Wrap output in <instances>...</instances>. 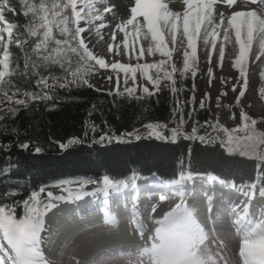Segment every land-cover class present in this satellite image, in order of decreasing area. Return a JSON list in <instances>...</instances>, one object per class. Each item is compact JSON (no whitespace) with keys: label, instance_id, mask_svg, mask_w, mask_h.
I'll return each mask as SVG.
<instances>
[{"label":"snow or ice","instance_id":"1","mask_svg":"<svg viewBox=\"0 0 264 264\" xmlns=\"http://www.w3.org/2000/svg\"><path fill=\"white\" fill-rule=\"evenodd\" d=\"M19 2L27 9L25 15L31 14L32 19L24 27V32L19 30L15 23H11L6 19V12H14L15 9L10 6L9 0H0V104L7 102L18 106L27 107L33 101H48L53 99L56 89H70L72 87H80L88 84L85 78L93 69L94 65L88 61H94L100 68L111 67L113 70L121 69L125 71L127 84V73H132V78H135L137 69H142L145 73L150 68H157L158 72L156 78L148 76V80L156 86L159 90L161 77L159 76V69L165 63L161 59L158 63H137L135 66L131 64H121L113 61L111 64L106 63L105 59L94 55L88 49L84 42L81 33L87 31L85 27H80V22L84 21L91 25L94 20H103V13L112 11L108 6H105L101 11L96 6L97 4H106V0H19ZM223 2L232 6L236 0H223ZM250 2H257V0H250ZM261 5H264V0H259ZM187 5V10L181 13L172 12L165 0H134V6L130 8V17L116 25L121 31L125 32V37L129 35L127 31L128 26H132L135 37L141 35L145 40L150 42L147 46L139 49L142 56L145 51L153 53L159 51L162 56L171 57L173 47L169 49L168 41L165 38L167 34L168 39L173 46L176 44L177 33L180 35L181 47L185 44L192 49V55L195 57L196 44L195 41L200 37L202 26L204 27L203 40L205 46L208 44L210 36H219L217 31L223 28V40L225 42H232V36L229 29L235 30V42L239 44V55L236 58V66L246 64L247 58L252 50L253 42L255 41L258 47V54L255 59L259 60L261 55H264V9L258 13L257 10L251 11H237L231 14L227 19L225 25V16L221 13H216L219 18V23L214 20V5L217 0H183ZM93 13H98L93 15ZM142 18V21L141 19ZM104 25H100L103 27ZM209 28L211 30L209 31ZM54 29L56 33L54 34ZM15 30V31H14ZM6 34V35H5ZM59 37V38H58ZM113 39L115 35L113 33ZM29 40H32L34 47L31 48V53L41 61L40 64L31 63L29 59H25L24 73L27 74L29 68L36 71L37 68H43L47 71L51 67H58L62 74L57 76L52 73L48 75H40L39 79L35 81L36 87L39 91L30 92L24 91L22 94L25 99H16L15 96L21 93L19 88H15V92L9 94V89L15 87L14 77L19 73V62L15 61L12 53L9 51V46H14L23 50L28 45ZM127 48V40L124 41ZM119 47V46H117ZM215 48V43L212 45ZM135 50V39L133 44ZM111 52V47L109 48ZM71 54V56L69 55ZM119 54V52L117 53ZM185 58L189 53L185 50L183 52ZM220 59L224 57L223 47L220 49ZM75 57V60L72 57ZM173 71H175L174 65ZM189 67L188 60H184V69ZM241 76H245V67H240ZM264 77V72H262ZM164 78L171 79L169 73H165ZM49 79L52 83H49ZM109 79H111L109 77ZM247 80L245 79L243 88H246ZM170 90L175 92L173 85H169ZM241 90L239 98L244 96V90ZM235 91V86L233 87ZM264 93V88L260 89ZM143 92L148 96L155 95V92H150L148 87L143 88ZM49 93H52L51 95ZM116 94L135 99H142L143 97L134 96L135 88H125L123 92L119 90V79L117 80V89L115 93L109 92V95ZM223 95H226L224 93ZM219 103V100H218ZM203 101L201 107H203ZM17 108L14 107H0V121L5 119V113L10 116L16 115ZM175 112V110H174ZM234 118V114L233 117ZM243 123L238 128L232 129L231 132L217 124V128L222 129L227 134V139L222 140L226 144V150L229 154L239 153L240 155L255 158L261 163H264V133H258L255 130L257 121L241 113ZM250 121V123H249ZM183 119L177 128L170 130V136H164L162 132L157 129L166 128L163 124H148L146 127L150 129L148 136H155L157 139L171 140L176 142L178 135H184L185 138L200 139L201 142L211 143L210 138L197 136V129L193 128L191 134L183 133ZM92 131H96V126H92ZM241 131L246 135L243 137H234L233 133ZM87 132L85 133V136ZM126 135L139 140L141 137L135 133H127ZM128 142L122 137H109L107 133L99 138V142L107 141L111 143ZM79 138L73 137L68 141V144L80 143ZM62 148L67 145L61 144ZM21 148H27L28 144H21ZM36 152L41 151L39 147L35 148ZM179 180L174 183H181L191 179V174L181 172ZM135 179V174L131 180ZM213 179H217L213 177ZM258 179H264L260 177ZM103 182L106 186L114 189H119L121 186L127 187L130 181H110V178L105 176ZM74 182H61L70 184ZM231 187H235L233 182H226ZM84 182H80V188H83ZM247 187L248 191H244ZM257 183L253 182L249 185H243L240 188L241 193L251 201L255 199ZM64 191L71 193L70 187H65ZM45 189L41 187L38 192H32L29 198L23 201L24 213L21 218L15 215V206L0 205V233L3 234L10 251L7 255H0V264H51L45 257L42 249L41 233L45 231V216L58 204L53 201H65L68 197L63 195L54 196L52 192H47V200L42 201L40 194L44 193ZM259 196L264 198V185L260 187ZM79 198V197H77ZM161 201L167 197L161 196ZM152 211H155L153 207ZM233 212L236 214V219L233 221L236 226L237 234L241 236V246L239 249V256L242 259V264H264V217L260 219H253L251 216V205L243 207H234ZM132 222L136 226L139 235L143 236L146 231L142 218H137L135 212L132 213ZM105 223L116 224L118 219L112 213H107L105 216ZM154 223L159 225L149 236L148 241L141 247L136 249V259L133 264H229V259L225 255H221L219 251L213 253L209 247L208 235L203 227L196 220L194 212L185 203V198L181 194V203L177 204L170 212H168L163 219L155 220ZM223 248L222 242H219Z\"/></svg>","mask_w":264,"mask_h":264},{"label":"rangeland","instance_id":"2","mask_svg":"<svg viewBox=\"0 0 264 264\" xmlns=\"http://www.w3.org/2000/svg\"><path fill=\"white\" fill-rule=\"evenodd\" d=\"M165 2L174 13L182 14L187 10V5L183 3V0H165ZM110 3L112 5H109ZM256 5H259L258 10ZM105 6L113 8V13L129 15L130 8L134 6V3L132 2L130 6H125L118 0H107L106 4H97L96 7L102 11ZM214 9L215 23H219L216 13L222 12L225 16L226 25L227 19L232 13L251 10H257L259 13L261 9H264V5H261L259 0L255 3L250 2V0H236L234 5L228 6L223 0H217ZM112 12L103 13L104 19L100 22L94 20L91 25L81 21L79 26L88 29L81 33V36L89 46L102 55V58L108 64L115 61L135 66L137 63H158L161 59L170 61L159 69V76L161 77L159 89L169 85L175 87L176 91H172L175 117L163 129L171 130L177 128L183 119V133L191 134L194 128L195 111L201 108V102L203 101L204 106L208 107L213 115V132L206 138L216 141L226 140L227 134L222 129L217 128V124L224 126L231 132L232 129L238 128L245 123L241 118L242 112L247 115L250 114L251 116L249 117L252 119L256 118L255 130L258 133H264V118L262 117L264 115V93L260 91L261 88H264V77H262L264 55H261L259 60L255 59L258 54V47L255 41L246 64L241 66H236L235 64L239 55V44L235 42L234 29L228 30L233 38L232 42L223 40L224 29L220 28L217 30L220 35L218 37L210 36L208 44L205 46L203 40L204 27L202 26L200 37L195 41V57L192 55V49L187 46L186 38L184 46L181 47L179 33H177L175 46L165 34L169 49L175 48L170 58L162 56L159 51H154L153 53L145 51L141 56L139 49L141 47L147 48L150 38L145 40L142 35L134 38L132 26H128L125 30L129 33L125 37V32L117 28L116 25L126 21L127 18L120 19L117 22L115 17H112ZM97 14L93 13V15ZM140 19L142 21V18ZM102 24L104 26L100 27ZM0 27H3V25H0ZM210 30L211 28H209ZM113 33L115 35L114 39L112 38ZM134 39L135 50H133ZM125 40H127V48L124 43ZM213 43H215V48L212 47ZM110 47L111 52L109 51ZM222 47L224 49V57L221 60L219 53ZM185 50L189 53L187 58L183 55ZM118 52L119 54H117ZM185 59L188 60L189 64L186 70L184 69ZM173 65L175 71H173ZM240 67H245V76H241ZM157 72V68H150L147 73L142 69H137L134 79L132 78V73L128 72L127 84H125L126 74L124 70H113L111 67L100 68L99 65L94 64L92 71L85 78L89 85L95 88L98 86L100 88L97 89L109 92L116 91L117 80L119 79L120 91L134 87V95H142L144 94V87H148L150 92L157 90L152 81L147 78L152 76L155 79ZM166 72L171 75V79L164 78ZM245 79L247 80V86L243 88ZM234 86L235 91H233ZM242 88L244 96L240 97L239 103H237V98ZM184 90L188 92L189 99V107L185 117L182 113V108L187 100L183 97ZM13 92L15 91H9V94L11 95ZM224 93L226 95H223ZM15 98L25 99L22 93L17 94ZM6 105L18 107V105H10L7 102L0 104V107ZM233 114L234 118H232ZM261 118L263 119L260 120ZM163 129H157V131L162 132L166 136ZM149 131L150 129L145 126L132 133L140 137H146ZM245 135L246 133L241 131L233 133L234 137H243ZM118 137H122L123 140H135L134 136L122 135ZM180 137L185 136H177V138ZM261 147H264V145H261ZM100 182L104 186L103 190L83 196L68 197L63 190L65 188L64 185L46 188L45 192L40 194L42 201L47 200L46 194L49 191L54 196L63 195L68 197L65 201H53L58 206L45 216V231L41 233L42 249L51 264H62V262H65V264H76L79 260V257L74 254L76 250L74 242L77 236L84 232L100 229L108 235H116L121 222L126 223L127 227L137 235L138 239L133 240V243H125L120 248L109 250L110 252L100 256L95 264H133L136 259V249L143 246L154 229L159 226L154 221L163 219L177 204H180L181 194L185 198L186 205L193 210L196 220L207 233V243L212 252L216 253L219 251L221 255H225L229 259V264H242V259L239 256L241 236L237 234L236 226L233 223L236 219V214H231L230 212L234 207H243L250 203L252 218L255 220L264 217V198L259 196L258 189H256L255 199L249 201L240 191L243 185L231 187L229 184L206 177L191 176V179L181 183H162L150 178H136L134 184L128 185L122 191L115 190L106 186L102 181ZM143 186L147 188L149 186L153 187L156 199L152 205H150L151 203H149L148 199L151 195L143 189ZM72 188L83 189L80 188V183L74 184ZM127 189L128 192H126ZM244 191H248V188L245 187ZM217 193L220 196L221 194L230 195L231 199L225 200L218 196ZM161 196L167 197V199L161 201L159 199ZM153 207H155L154 212L152 211ZM133 212H135L138 219H143L146 226L143 236L139 235L136 226L132 222ZM107 213L114 214L118 219V223H105ZM224 222L228 225H225ZM219 242H222L223 248L220 247ZM9 251L10 245H8L3 234L0 233V255H7Z\"/></svg>","mask_w":264,"mask_h":264},{"label":"trees","instance_id":"3","mask_svg":"<svg viewBox=\"0 0 264 264\" xmlns=\"http://www.w3.org/2000/svg\"><path fill=\"white\" fill-rule=\"evenodd\" d=\"M9 2L15 11L6 12V19L24 32L23 26L32 19L31 14H24L27 9L19 0ZM32 47V40L23 50L9 46L13 59L19 62L20 71L14 77L15 87L8 91H15V88H19L21 93L39 91L35 85L39 79L36 72L40 75H48L49 72L57 76L62 74L58 67L47 71L37 68L35 72L30 67L25 74L26 58L30 64L41 63L31 53ZM88 63L95 64L91 60ZM48 82L52 83V80ZM154 92L152 96L145 93L134 95L143 97L135 99L127 94L109 95V91L89 84L70 89L57 88L52 100L14 107L18 109L14 116L5 113V119L0 121V205L15 206V215L19 219L25 211L22 202L41 187L46 189L61 185V182H74L64 184L72 190L71 193L65 191V195L83 196L103 190L100 181L103 182L105 176L113 182L130 181L128 185L134 184L136 178L174 183L183 172L193 177H216L214 180L224 184L249 185L256 182V189L260 191L264 179L258 178L264 177V163L239 153L229 154L226 144L221 141L204 143L200 139L180 137L172 142L146 136L139 140H125L128 142H99L105 133L109 137H118L148 124H170L175 117L173 93L168 86ZM183 97L187 99L182 108L185 117L189 107L186 90ZM93 125L96 126L94 132ZM194 128L197 136L207 137L213 132V115L208 107L195 111ZM163 131L166 137L171 135L170 130ZM73 137L81 142L69 145L68 141ZM25 143L28 147L21 148L20 145ZM61 144L67 146L62 148ZM36 147L41 151L36 152ZM133 174L135 179L131 180ZM80 182H84L82 190L72 188ZM125 188L121 186L118 190Z\"/></svg>","mask_w":264,"mask_h":264},{"label":"bare ground","instance_id":"4","mask_svg":"<svg viewBox=\"0 0 264 264\" xmlns=\"http://www.w3.org/2000/svg\"><path fill=\"white\" fill-rule=\"evenodd\" d=\"M118 2H120L122 5L130 6L132 4V2L134 3V0H118ZM111 3L109 5H112ZM256 6H257L256 9L258 10L259 5H256ZM112 11H114L113 8H112ZM112 11H110V12H112ZM112 17H115V20L117 22H119L120 19L123 20V19L130 17V14L129 15H120V14L112 12ZM107 18H108V16H107ZM96 21L100 22L101 20H96ZM85 44L87 45L88 49L91 50V52L94 55H96L98 57H102V55L100 53H98L94 48L89 46L86 42H85ZM96 87L100 88L98 86H96ZM143 189L150 193L151 196L148 197V199H149V203H151L150 205H152L153 201H155V199H156L154 197L153 187L149 186L147 188V187L143 186ZM126 192H128V189L126 190ZM217 195L220 196L218 193H217ZM220 197H222L225 200L231 199V196L226 195V194L225 195L221 194ZM230 213L235 214L233 212V210ZM224 223H223V225H224ZM225 225H228V224L225 223ZM136 239H138L137 235L134 234V232L127 227L126 223H122V222H121L120 226L118 227L116 235H114V234L108 235L102 229L95 230V231H89L87 233L84 232L80 236H77L75 239V242H74V247L76 248L74 254L79 257V260L76 264H95L97 262L98 258L100 256H104L105 254L110 252L109 250L120 248L125 243H133V240H136ZM231 240H233V239H231ZM62 264H65V262H62Z\"/></svg>","mask_w":264,"mask_h":264}]
</instances>
